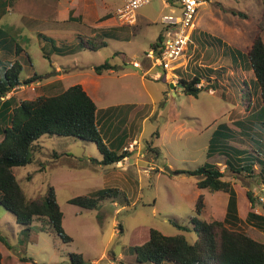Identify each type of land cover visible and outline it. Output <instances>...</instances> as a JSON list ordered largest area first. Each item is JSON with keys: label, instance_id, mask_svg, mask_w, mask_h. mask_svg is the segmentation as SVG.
<instances>
[{"label": "rangeland", "instance_id": "obj_1", "mask_svg": "<svg viewBox=\"0 0 264 264\" xmlns=\"http://www.w3.org/2000/svg\"><path fill=\"white\" fill-rule=\"evenodd\" d=\"M79 1L95 2L99 8L95 21L110 19L114 25L113 14L105 11L103 5L108 2L115 9L119 0H9L11 10L0 17V74L7 63L19 59L24 66L21 81L36 72L43 75L38 90L31 84L17 88V99L56 95L74 84L90 82L98 109L103 111L110 106L111 111L120 115L112 119L113 124L147 152L141 163L146 175L131 173L127 179L109 181L110 170L123 169L117 163L95 162L93 159L103 158L95 142L45 135L38 142L40 149L32 152V162L14 167L13 171L27 199L45 198L49 187H54L64 213L63 226L72 239L65 240L53 230L44 229L40 220L30 225L29 237L24 239L22 231L27 226L18 223L13 212L0 202L3 264H69L72 253L82 254L86 264H156L139 262L133 250L135 245L148 240L151 228L165 235L183 233L189 241H196L198 234L191 219L198 216L196 202L200 194L204 196V210L199 217L213 218L206 201L213 200L218 205L217 194L199 188V176L189 173L205 163H217L237 192L238 219L232 227L264 242V219L248 216L250 211L264 215V167L256 162L250 173L235 172L226 166L228 157L235 154L233 148L247 149L249 154L256 155L260 148L264 153V126L259 124L264 119V109L257 121L244 102L240 105L238 84L243 79H253L254 72L247 59L233 62L225 52L238 49L246 55L257 35L264 40V0H209L201 5L186 52L188 65L175 69L186 79H192L196 73L204 75L200 86L205 89L198 96L179 88L174 94L163 70L164 78H153L160 66L146 75L145 83L139 74L123 76L124 72H133L122 68L126 60L140 61L144 71L153 64L147 54L165 29L163 16L181 15L173 0L166 1L168 5L165 0H151L138 8L136 24L122 27L124 34L104 38L103 28L87 26L79 19L63 21L62 12ZM103 13H107L104 18ZM40 33L52 36L58 46L69 52L54 50L52 41L40 37ZM101 39L107 42L106 46L97 50L88 47L99 44ZM82 40L92 42L86 47L81 45ZM17 45L24 51L16 54ZM105 61L116 64V71L96 73L93 67ZM57 64L64 65L66 76L51 89L43 87L56 77L53 74ZM210 68L221 74L210 72ZM241 127L258 132L249 131L246 135ZM214 136L225 153L209 150ZM121 150L118 152L122 153ZM242 161L251 163L252 159ZM167 167L173 172L167 171ZM104 187H115L118 193L108 196L97 207L90 209L70 202L73 197L90 195ZM248 192L256 199L254 204ZM174 221L190 230L180 229Z\"/></svg>", "mask_w": 264, "mask_h": 264}, {"label": "trees", "instance_id": "obj_2", "mask_svg": "<svg viewBox=\"0 0 264 264\" xmlns=\"http://www.w3.org/2000/svg\"><path fill=\"white\" fill-rule=\"evenodd\" d=\"M3 1L9 3V0ZM41 36L45 40L52 41L54 48H57L52 37L43 33H40ZM105 36H111L110 32L103 33V38ZM163 39L164 30L152 46V49L157 53L161 51ZM90 42L92 41L82 40L81 43L85 46ZM106 45L107 42L101 39L99 44L94 43L90 47L97 50ZM21 51H23V47L17 45L16 54ZM225 52L230 54L233 62L238 59L240 61L247 59L251 70L254 72L253 79L249 81L243 79L238 84V94L240 105L244 102L249 111L252 112L251 117L256 118L258 121L264 109V40L260 35H257L248 48L246 55L238 49H225ZM27 55L31 62L30 55ZM23 68L24 66L19 59H15L4 66V72L0 74V99L20 84L30 85L39 81L43 76L36 72L31 77L21 81L20 74ZM116 68L117 65L109 61L94 66V70L99 74ZM208 70L218 73V75L221 74V71H217V69L210 68ZM203 77L202 73H196L192 79L180 76L179 82L184 85V92L198 96L201 90L205 89L198 86V84H201ZM256 99L258 100L257 103ZM97 109L95 100L84 87L81 84H74L60 94H42L31 99L21 100L12 110L9 121L6 119L9 112L4 110L1 119L4 120L5 126L0 129V134L3 135L0 141V202L13 212L18 223L27 226L22 231L24 239L29 237L30 225L35 220H40L46 227L44 229L53 230L63 239H72L63 226L64 213L57 200L54 187H49L45 198L27 199L13 171L14 167L25 166L32 162V152L40 149L38 142L42 137L45 135L72 136L95 142L102 152L103 158L93 160L103 165L117 163L126 156L123 148L122 153H119V149L110 147L104 140L97 122ZM259 121L261 122L259 123L260 127L261 125L264 126V119ZM246 128L241 127L246 135L249 131L252 133L258 132L252 128ZM215 134L217 136L218 132H215ZM215 136L211 141L209 150L220 154L225 153L222 151L221 143L216 142ZM233 149L235 154L228 157L226 163L228 168L233 169L235 172L243 170L252 173L256 162H260L264 167V153L260 148L258 155L253 152L249 154L247 149ZM246 159H252V162L242 163V160ZM234 164L238 165L237 168ZM189 173L199 176L197 182L199 188L208 189L211 192L224 191L230 194L227 218L225 220L200 218L199 216L202 215L204 210V196L200 194L196 202L198 216L191 219L198 234V239L191 242L183 233L165 235L158 229L151 228L148 240L133 247L137 260L139 262L152 261L156 264H165L166 262L172 264H264V242L233 228L231 225L230 218L238 219L237 192L231 180L224 178L225 173L221 167L217 163H205L194 170H189ZM116 193H118L117 188L104 187L92 192L90 195L73 197L70 202L91 209L97 207L108 196ZM247 194L251 203L254 204L256 199L252 196V193L248 192ZM248 216L262 218L259 217L261 215L253 211H250ZM174 224L184 231L190 230L187 225H182L176 221H174ZM0 240L4 242L1 236ZM110 253L115 256L113 252ZM0 264H3L1 250ZM69 264H86V261L82 254L72 253Z\"/></svg>", "mask_w": 264, "mask_h": 264}, {"label": "crops", "instance_id": "obj_3", "mask_svg": "<svg viewBox=\"0 0 264 264\" xmlns=\"http://www.w3.org/2000/svg\"><path fill=\"white\" fill-rule=\"evenodd\" d=\"M81 2L82 1H79V2H77V4H73V2H72V5L75 8L72 7L70 9H67L66 11L62 12L63 14H61V17H62L64 22L65 21L67 22V21H72V20H78L79 19V20H81V22L83 21L85 23V25H87V26L92 24V26L93 25L96 26L95 28H98V29L99 28H103L104 29L103 33H105V32L109 33L110 32L111 36H120V35L124 34V29L122 28L124 26L118 24L116 19H114V11H115L116 8L113 9V6L111 4H108L107 1H106L107 4L106 5L104 4L103 8L105 9V11L110 10L111 13L113 14V17L111 19L114 21V25H111L110 19L109 20H103L102 19V21H100V22H98L99 19L97 21H95L96 13L98 11L97 9H99L98 5L95 2H93V1H84L83 4ZM89 2H90V4H89ZM101 3H102V1H101ZM93 5H94V7H92ZM78 7L80 9L77 11ZM6 10H11V6L9 5V3L7 1L0 0V17ZM110 11H108L107 13H109ZM107 13H103V15L101 17L104 18V15L107 14ZM99 23H100V25L98 26ZM47 36H49V35H47ZM49 37H52V36H49ZM54 41H55V39H54ZM55 45H56L57 48H54V50H56V51L58 50V52L64 53V54L69 52V51L63 50L62 47L58 46L56 42H55ZM81 45H82V43H81ZM85 46L87 47V45H85ZM88 47L91 48L89 45H88ZM91 50H93V49H91ZM23 51H21V52H23ZM64 54H62V55H64ZM26 55H27V53H26ZM27 58L29 60L28 55H27ZM127 62H132V63H135V64L139 65L142 68V71L133 70L131 68H128L130 70H133V72L132 73L124 72L123 76H127L129 74H139L140 75V79L144 83H145V80H146V77H147L146 75L149 74V72H151V71H153V70L158 68V66H154L152 64L151 66H149L147 68L146 71H144L143 64L140 61L130 59V60H126L125 63H127ZM63 67H64V65L57 64L56 68H55L56 72H55V74H53L56 77H54L53 79L47 81V83H45L43 85V87H49L50 86V89H51V88L55 87L57 84H59V82H61V80L66 76L64 74L65 70H64ZM122 68L125 69L126 67L123 66ZM93 69H94V67H93ZM162 70H163V72L165 74V79H166L167 83H171V82L178 83L179 82L178 81L179 79H177L173 75V73H170V72H166L165 73V69H163V68H161V70H156L155 74L156 73H162ZM107 71L108 72H115L116 69H111V70H107ZM153 78H155V77H153ZM162 78H164L163 73H162L161 77L155 78V79H159L160 80ZM83 81H85V80H83ZM202 81H203V79H202ZM39 84H40V80L37 81V82L32 83L31 85H33L34 87L37 86L36 88L38 90V85ZM78 84H80V83H78ZM22 85L23 84H20L19 86L15 87L13 90L9 91L7 93V95L1 97V99H0V129L5 126L4 120L1 119L3 117V115H4V110L9 112L7 117H6L7 121H9L8 119H9L11 113H12V110L20 103L21 100H24L22 98L17 99V96H18L17 92L20 91V90H16V89L19 88ZM81 85L89 93V95L95 100V98H94L95 92H94V89L92 88L93 87L92 84L90 82L85 81ZM177 88L183 90V88L178 87V86L176 88H174V89L171 88L170 90H172L174 92V94H177L178 93ZM147 91H148V94L151 96V98L154 99L153 93L149 89H147ZM39 95H42V94H39ZM8 99H10V100H8ZM95 102H96V100H95ZM102 110L103 111L97 109V122H98V126H99V128L101 130V133L103 135L104 140L107 142V144L110 147H113L115 149H122L123 148L124 153L126 155L119 162H117V166H120L123 169V171H119L118 172V171H115V169H114V171L110 170L109 177L112 178V179L109 180V181H113L114 180L116 182V181H118L120 179H127V176H129L131 173H138L139 176L142 175V174H145L144 171L146 172V170H145L146 168L142 167L141 163L145 160L144 157H145V154L147 152L142 150V146H141L140 143H137V145L132 147V149L131 148L126 149L127 147H129L130 143L133 142L134 140H131V138L130 139L127 138L128 136L123 134L124 131L121 130L117 125L113 124L112 119H114V118L118 119V117L120 115L117 114L115 111H111V107L110 106H106ZM120 121H123V118H121ZM7 123H9V122H7ZM2 138H3V135L0 134V141L2 140ZM147 172H148V175H150V172L149 171H147ZM215 193L217 194L216 195L217 199H219V200H217L218 202H216L218 205L214 204L215 202L213 200L210 203H208L206 201V208H208V211H211V213L213 214L212 215L213 219L225 220L227 218V215H228L230 194L228 192H224V191H222V192L221 191H216ZM221 202H223V204L220 205ZM258 214L261 215L259 217L264 216L262 213L261 214L258 213ZM237 215H238V195H237ZM255 218H257V217H255ZM260 219H264V217H262ZM236 221H237L236 219L230 218L231 225H233L232 223L236 222ZM248 235L252 236L253 238L257 237V236H255L253 234L252 235L248 234Z\"/></svg>", "mask_w": 264, "mask_h": 264}, {"label": "built area", "instance_id": "obj_4", "mask_svg": "<svg viewBox=\"0 0 264 264\" xmlns=\"http://www.w3.org/2000/svg\"><path fill=\"white\" fill-rule=\"evenodd\" d=\"M151 0H119L120 4L114 11V19L118 24L134 25L137 22V10ZM168 0H165V2ZM208 0H173L179 8L181 15L166 14L162 18L165 24L164 39L162 41L161 51L157 53L151 49L147 56L153 59L154 66H160L166 72L173 73L179 79L180 76L175 72L177 66L183 65L186 67L188 61L186 52L192 43V38L195 32V19L198 10L202 4ZM168 5V3L166 2ZM162 76V73H156L155 78ZM200 86V84H198ZM21 87V86H20ZM23 87V85H22ZM137 145L136 141L130 143L128 148Z\"/></svg>", "mask_w": 264, "mask_h": 264}, {"label": "water", "instance_id": "obj_5", "mask_svg": "<svg viewBox=\"0 0 264 264\" xmlns=\"http://www.w3.org/2000/svg\"><path fill=\"white\" fill-rule=\"evenodd\" d=\"M124 67H126V68H131V69H133V70L142 71V68H141L139 65H137V64H135V63H132V62H127V63H125V64H124ZM177 86H178V87H181V88L184 87V85H183L181 82H178V83L171 82V87H172L173 89L176 88ZM166 170L169 171V172H173L169 167H167Z\"/></svg>", "mask_w": 264, "mask_h": 264}]
</instances>
